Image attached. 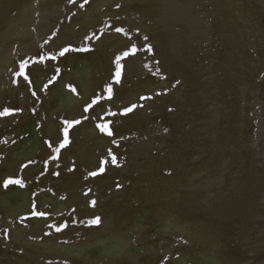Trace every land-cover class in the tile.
Returning a JSON list of instances; mask_svg holds the SVG:
<instances>
[{"label": "water", "instance_id": "95a60500", "mask_svg": "<svg viewBox=\"0 0 264 264\" xmlns=\"http://www.w3.org/2000/svg\"><path fill=\"white\" fill-rule=\"evenodd\" d=\"M0 264H264V0H0Z\"/></svg>", "mask_w": 264, "mask_h": 264}, {"label": "snow or ice", "instance_id": "6c2138e0", "mask_svg": "<svg viewBox=\"0 0 264 264\" xmlns=\"http://www.w3.org/2000/svg\"><path fill=\"white\" fill-rule=\"evenodd\" d=\"M94 203V202H93Z\"/></svg>", "mask_w": 264, "mask_h": 264}]
</instances>
